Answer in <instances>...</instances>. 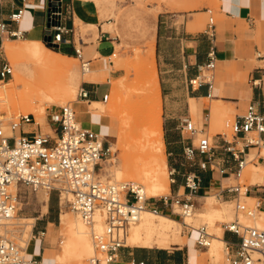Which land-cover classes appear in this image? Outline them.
Segmentation results:
<instances>
[{
	"label": "crops",
	"instance_id": "obj_1",
	"mask_svg": "<svg viewBox=\"0 0 264 264\" xmlns=\"http://www.w3.org/2000/svg\"><path fill=\"white\" fill-rule=\"evenodd\" d=\"M161 1L172 3L176 0ZM48 2L49 0H0V22L12 32L20 31L21 39H24L22 41L43 43L48 23ZM60 2L63 25L69 32L63 35L66 42L59 44L57 50L53 51L76 60L74 47L79 48L82 59L90 66L89 71L82 74L84 80L80 86L86 93V98L78 99V103L73 105L76 120L83 128L97 133L103 139L104 145L110 149L112 142L108 138L111 137L112 118H95L88 115V111L91 112L93 102L104 103L103 96H109L111 92V81L123 76L122 69L115 67L111 61V58L118 56L124 58L123 53L116 54L119 40L111 35L112 22L110 18L107 19V10L103 4L94 0ZM217 3L218 18L214 23L213 36L205 32L208 22L204 28L197 23V19L210 10L207 8L192 13L188 7L175 9L176 11L163 8L148 18L149 22H154L150 44L153 46L162 101L164 161L171 186L169 196L153 201L149 199L146 204L171 219L175 214V205L181 206L186 201L193 204L198 211L197 215L205 213L207 208L213 215L220 210L212 207L213 197L216 198L220 190L233 185V182L237 183L233 175L237 169L236 162L223 150L227 146L224 141H228L225 134L212 137L211 169L207 167L203 171L198 166L206 161L205 155L195 152L191 160L184 155L187 147L195 146L194 140L198 135L208 134L213 118L212 104L217 103L219 108L229 111L233 122L244 114L249 104H253L257 112L264 116V0H217ZM17 11H22V15L17 23H13L10 16ZM4 38L7 37H0V48L8 42H3ZM210 56L213 57L214 64L212 70L207 68ZM91 65L94 70H91ZM203 71L208 79L203 78ZM200 79L204 80L201 85L198 82L191 83ZM190 113L197 118V132L192 136L181 132V119H191ZM38 124H41L40 120ZM44 126L45 129H42L31 124L24 126L22 130L52 136L54 130L48 123ZM262 138L264 139V135ZM233 146L240 147L236 143ZM251 151L253 150L250 153ZM253 165L264 168V162ZM218 170H224L226 174L220 175ZM258 175L261 182L250 184L245 198L256 201L258 210L264 212V175ZM187 176L197 179L195 194L189 193L186 187ZM176 200L180 202L176 204ZM233 200L234 195L229 194L218 201H223L221 204L230 210ZM47 208L44 215L34 217L30 249L26 253L27 259L35 261L36 264L53 263L54 250L49 245L47 234L56 227L57 218L50 206V198ZM198 216L200 219V215ZM229 217L231 218L230 212ZM181 224L187 227L185 221ZM41 232H44V236L38 237ZM221 237L225 243L238 242L236 236L224 230ZM196 239L197 233L192 228L187 231L185 239L180 237L179 243L164 248L123 245L125 247L117 251L116 259L112 263L207 264L206 259L200 258L201 254L195 248ZM207 249L208 247L203 254Z\"/></svg>",
	"mask_w": 264,
	"mask_h": 264
},
{
	"label": "built area",
	"instance_id": "obj_2",
	"mask_svg": "<svg viewBox=\"0 0 264 264\" xmlns=\"http://www.w3.org/2000/svg\"><path fill=\"white\" fill-rule=\"evenodd\" d=\"M47 5L48 23L45 29L43 44L57 50L58 45L65 43L63 35L67 30L63 25V16L60 0H49ZM212 15L211 10H207ZM22 11L10 16V21L17 23ZM213 36L214 21L208 19L206 31ZM21 39L20 31L12 32L0 22V37ZM76 59L81 63L82 72L87 71L89 63L82 59L79 48L74 47ZM214 67L213 57L207 68ZM12 70L7 63L0 66V82L8 80ZM204 78V77H203ZM204 80L192 81L201 85ZM210 87V86H209ZM86 93L79 90L78 99H85ZM108 95L103 96L106 102ZM0 113V264H36L27 259L23 246L18 245L7 236V231L1 230L10 225L7 222L13 219L18 209L17 188L23 187L31 192H54L60 205L62 201L68 209L77 215L81 221L91 227L97 214L103 216L104 229L101 233L92 231L91 241L94 254L87 259L86 264H106L116 259L117 251L125 246L122 238L128 234L130 225L135 223L144 209L157 214L158 210L148 207L145 200L139 203V198L129 185L119 183H104L98 179L101 162L109 155V146L104 145L103 139L97 133L85 129L76 120L73 105L57 107L46 115L47 123L54 130V134L45 135L33 131H23L24 126L37 125L33 115H21L17 121H9L8 133L4 131ZM181 132L194 135L197 132L195 124L188 117L181 119ZM20 130L18 135L15 131ZM232 141H224V152L229 153L236 162L237 169L233 173L237 183L222 189L216 195L223 200L226 195H234V206L237 213H244L251 217L254 209L246 208L241 198L245 199L249 186L238 183L245 167L249 164L264 162V116L260 115L253 104L246 107L244 114L231 124ZM199 132V131H198ZM239 144L236 148L233 144ZM255 151L251 155L250 150ZM213 147L207 138L197 146L191 145L184 150L186 159L191 160L194 153L206 156V161L199 163V168L211 169L213 162ZM220 175L226 174L218 170ZM186 187L189 193L195 194L197 179L187 176ZM264 189V187H263ZM180 201L176 200L178 204ZM258 209L257 204H255ZM182 215L189 214L194 209L190 201L181 204ZM223 230L238 238L235 244L225 243L226 264H264V230L246 226L238 219L223 224ZM197 233L196 246L206 249L209 246L210 236L206 228L195 229ZM41 232L38 237H43ZM135 264H147L139 262Z\"/></svg>",
	"mask_w": 264,
	"mask_h": 264
},
{
	"label": "rangeland",
	"instance_id": "obj_3",
	"mask_svg": "<svg viewBox=\"0 0 264 264\" xmlns=\"http://www.w3.org/2000/svg\"><path fill=\"white\" fill-rule=\"evenodd\" d=\"M94 1L103 4L105 9L107 10V19L110 18V22H112L110 24V27L112 29L111 35L117 37L119 40V45L116 46V54L121 52L124 55V58H121L120 56L111 58V61L113 62L114 66L122 69V73H123V76L121 78L112 80L110 83L111 86L110 91H112L114 83L117 82H119L117 83V85L119 86V90L116 93H114L113 96H112V92H110L107 101L104 102L105 104L104 107L106 111L103 117H110L111 115L110 118H112V124H113L112 130L115 136V142H112V145L110 146L109 149V155L106 156V159L104 160L108 164L101 162L100 171L97 172L99 176L98 179L101 180V182L103 181L104 183H118L117 181L115 182V180L113 179V175L118 169H121V167L125 164L126 161H127L126 164H128V161L131 158L129 153H131L132 151L136 152L139 149L138 145H132L129 141L122 140L121 132L119 131V119H120L119 106H120V102L122 103L124 101L123 98L124 99L126 98L127 96L126 93H128V88L130 90V94L129 93L128 94L131 95L132 92H134L133 91L134 89L139 88L141 86L142 78L140 79V77H142V75L139 70L141 66V62L139 61L140 59L138 56L146 55L148 48L151 45L150 40L152 38L153 29H154V22L153 23L149 22L148 18L150 17L151 14L162 11L163 8L169 9L171 11H176L175 9L188 7L191 8V11H189L190 13L196 10L199 11L202 10L203 8H207L212 10L213 14L209 15L208 13H206L202 15V18L197 19L198 25L200 26L202 25V27L204 28L210 16H212L214 23L217 21L218 3L217 0H176L175 2L172 3L163 2L161 0H94ZM22 40L24 39L4 38L3 42L10 41L11 45L14 48L21 49L24 45L23 44L24 41ZM56 61L60 66H62L61 70H55L48 66L47 67L38 66V65L34 66L27 62H25L22 66L18 64H12L8 59H6L2 51V48H0V64L7 63L12 70V75L17 74L28 82L29 80L31 81L33 79V78H29L32 77L33 74L37 76L42 75L41 77H45L47 74V76L51 78L53 77L54 80L63 77L66 78L68 77V79H70V83H71L70 88L72 90L73 96L71 98L59 99L57 105L55 106L54 105L46 106L43 114L40 111L36 113L37 116L34 117L35 122L40 120L41 124H38L37 122L36 123L42 129H45L44 124L45 125L47 124L46 115L50 111H52L57 107H62L65 105H76L78 103L79 101L78 93L82 81L84 80V77L82 76L81 63L78 59L74 60L68 58H61V59H57ZM91 70H94L93 65H91ZM202 76L205 77V79H208L207 78L208 75H206L204 71L202 73ZM13 83H14V79L12 76L8 80L0 82V88L2 89L0 92L1 95H6L7 94L6 88H8ZM123 83L127 84L128 87H126ZM134 84L137 86H135ZM16 91L17 93L23 92V85L21 83L16 84ZM132 95H133V100L135 101L139 102L140 100L143 99L142 96L139 97V94L136 92H134ZM205 103L208 104V101H205ZM6 105L7 102H2L0 104V106L3 108ZM6 110L7 109H1L0 113L4 115L2 116L4 118V120L2 121L4 131L6 134L8 133V135H10L7 129L8 122L12 120L17 121L19 116L28 115V114L23 109H21L20 106H17L15 109H11V111L9 109L6 112ZM162 115H163V111L161 113V120L163 127ZM78 117L81 116L78 115ZM190 117L192 123H194L196 126L197 118L191 113H190ZM212 119L208 134L198 135L194 140L195 146H197L199 142L206 137L211 143L212 137H214L216 134H225L228 141L232 140V135H233L231 130V124L233 122L232 114L226 109H221L219 111L218 116L215 117L213 121ZM19 133L20 130L15 131V135H18ZM135 152L133 154H136ZM254 152L255 151H251L252 153L251 155H253ZM147 153H150V151L148 150ZM253 166L254 165L252 163H249L245 167L238 183H240L241 185L249 186L250 184H252V178L254 177V174L264 175V168H261L262 170L260 168L254 169ZM165 176L168 186L170 188L171 182L168 175V169L166 170V168H165ZM235 183L236 182H233V184ZM119 184L121 183L119 182ZM16 191L18 194V201H19L18 209H20V211L13 216V219L11 221L7 222V224L10 225L5 226L4 229L2 228L1 230L7 231V236L10 239L14 240V242L17 243L18 245L20 244L21 246H24V242L26 241L30 243V240L32 238V233H31L32 229L26 230L25 226L27 225L26 224L27 222H31V221L30 220L26 221L25 218H34L39 215H44L47 212L48 209L47 207L50 198V206L53 208V210L56 213L57 222H56V227L53 228L52 231L49 230L47 234V240L49 241V245H51V247L54 250L55 258L57 256H62L63 252L61 249L62 248L61 242L64 240L63 238L64 235L61 232V228H60L61 219H72V220L74 219L82 224L81 219L77 215L72 213L62 200L59 205L57 199L58 197L54 192L48 193L47 191L40 190L33 193L30 190H27L23 187L17 188ZM169 195H170L169 193H163V195L160 197L151 198V201H153V199L159 200V198ZM241 201L243 202V204H245L246 208L250 210L254 209V212L251 217L246 216L244 213H237L235 211L234 203H231L230 205V210H229L231 215L230 220H224L218 212L217 213L214 212V214L211 216L212 219L210 220L199 219L197 215L198 211L196 209H193V213L191 215L192 217L185 216L186 217L185 223L188 227H185L183 225H173L167 239L169 241L174 239L180 241V237H182V239H185L187 237V231H191L192 227L194 229L205 227L207 233L212 236L216 235L217 233H221L222 235L223 224L238 219L240 223L249 226L247 225L248 224L247 222L252 220L254 215L258 219L264 213L256 209L255 206V204H257L256 201H253L249 198H245V199L241 198ZM222 202L223 201H218L215 197H213L212 207L215 209L218 208L221 209L222 207H225L223 204H221ZM175 206H176L174 207L175 214L172 218L177 222L182 223L184 221V216H182L181 206L179 205L178 206L175 205ZM84 227L87 228V231L89 232V238L91 240V232L95 230L94 225H93V229L92 226L88 227L87 225H85ZM250 227H252V225H250ZM102 228L104 229V225ZM95 232L98 231L95 230ZM129 232L130 231L128 230V234ZM153 240L155 244H151V246H158V244L156 243L161 242L160 240H163V237L159 235H153ZM195 248L201 254L199 257L202 259H206L207 256L203 254L206 251V249H200L197 246H195ZM221 253H222V258L220 261L213 263L206 260V263L226 264L224 247L222 248ZM93 254H94L93 250L89 254L88 253L82 254L80 251H76L74 254H68L65 256L64 264H86L87 259H89ZM52 264H57V260L54 259V262Z\"/></svg>",
	"mask_w": 264,
	"mask_h": 264
},
{
	"label": "bare ground",
	"instance_id": "obj_4",
	"mask_svg": "<svg viewBox=\"0 0 264 264\" xmlns=\"http://www.w3.org/2000/svg\"><path fill=\"white\" fill-rule=\"evenodd\" d=\"M23 44L24 45L21 49L14 48L10 42H5L3 44L2 51L6 59H8L12 64H18L22 66L25 62H27L34 66H48L55 70L62 69V66H60L56 60L67 57L51 51V49L47 48L39 41H24ZM138 57L140 59L139 61L141 62L139 70L142 75L140 79L142 78V80L141 86L134 89L133 91L138 93L139 97L142 96L143 99L140 100L141 102L133 100L132 94L134 92L129 95L130 90L128 88L129 94L126 93V98H123L124 101L121 100L123 102H120L119 106V131L121 132L122 140L129 141L132 145H138L139 149L136 152L132 151L129 153L131 158L128 161V164H126V161L121 169H118L115 172L113 179L115 182H120L121 186L129 185L131 190L137 194L139 203H142L145 200L160 197L163 195V193H169V186L165 176L166 164L164 161V144L162 139L161 124L162 101L158 75L153 59V46H149L145 56L139 55ZM88 71L89 69L87 71L84 70L82 74H85ZM41 76L33 74V76L29 78H33L34 80L32 79L28 82L21 76L13 74L12 77L14 79V83L6 88L7 94L1 95L0 93V101L7 102V105L3 109H10L11 111V109H15L17 106H20L21 109H23L27 114L33 115L35 117L37 116L36 113L38 111L42 112L43 114L46 106H55L57 105L59 99L71 98L73 96L72 90L70 88V79H68V77L54 80L53 77L51 78L47 76V74L45 77ZM19 83L23 85L22 93H17L16 91V84ZM117 83H114L112 88V96L119 90ZM124 85L128 87L127 84ZM1 90L2 89L0 88V92ZM104 106V103L93 102L91 104V112L88 111V115H93L95 118L100 116L103 117L106 111ZM220 110L219 104H212L211 116L213 117V120L218 116ZM110 136L111 137L108 138L109 141L115 142L113 130H111ZM148 150L150 153H147ZM134 152L139 156L133 154ZM102 162L107 163L106 161ZM253 167L254 169L260 168L259 166ZM256 182H261L258 174H254V177L252 178V184ZM211 212L212 211L207 208L205 213L198 215H200V219L210 220L212 219ZM217 212L224 220H230L229 210L226 207H222L220 210L216 211V213ZM192 213L193 210L191 213L185 214L183 216L188 217L191 216ZM25 220L31 221L27 222L26 226L24 225L25 229H32L35 219L25 218ZM247 223L249 226L252 225L254 228L264 230V213L258 219L254 215L253 219ZM83 225L85 226L83 222L81 224L74 219H61L60 228L64 235V240L61 242L63 255L57 256L55 258L54 254H52L53 262L54 259H56L57 264H64L65 256L68 254H74L76 251H80L82 254H89L92 252V250L94 252V248H92V241L89 238V232ZM93 225L94 229L98 231V233H101L103 230L102 227L104 225L103 216L97 214L94 218ZM173 225L183 224L178 223L177 221L163 214H155L151 210L144 209L142 213H140L138 220L130 225L129 234L123 236L122 245L133 247L151 246V244H155L153 235H159L163 237V240H160L161 242L156 243L158 244L157 247L159 248H164L172 244L179 243V240L177 239L171 241L167 239ZM208 235L210 237L212 236L210 234ZM23 247L26 253L30 249L29 243L27 241L24 242ZM223 247L225 248V242L221 237V233H217L216 235L212 236V240L209 242L207 252L205 253L207 256L206 260L213 263L220 261L222 258L221 251ZM101 264L106 263L102 262ZM107 264L113 263L109 261Z\"/></svg>",
	"mask_w": 264,
	"mask_h": 264
}]
</instances>
